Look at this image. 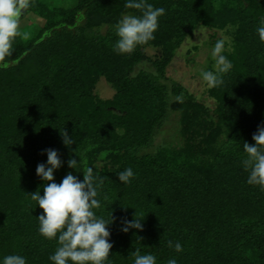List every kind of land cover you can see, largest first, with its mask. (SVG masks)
Listing matches in <instances>:
<instances>
[{
	"label": "trees",
	"instance_id": "trees-1",
	"mask_svg": "<svg viewBox=\"0 0 264 264\" xmlns=\"http://www.w3.org/2000/svg\"><path fill=\"white\" fill-rule=\"evenodd\" d=\"M147 2L165 15L155 40L127 55L113 51L114 25L140 11L126 9L125 0H77L69 9L32 0L25 12L44 26L30 39L17 37L12 56L0 62V258L52 264L57 242L40 236L42 209L28 195H43L36 167L47 162L44 150L55 149L62 160L56 183L69 173L83 180L89 167L104 180L97 214L114 221L111 264H132L136 248L157 264L169 257L178 264H264V190L247 184L241 165L243 144H254L264 126V43L256 32L264 0ZM200 26L230 37L232 69L207 90L213 108L166 76ZM148 48L159 54L149 57ZM100 78L112 98L96 94ZM171 114L179 140L155 145ZM64 130L75 140L71 147L62 142ZM69 159L81 164L71 169ZM129 167L135 178L123 184L118 174ZM136 213L143 230L124 233L123 221Z\"/></svg>",
	"mask_w": 264,
	"mask_h": 264
},
{
	"label": "clouds",
	"instance_id": "clouds-1",
	"mask_svg": "<svg viewBox=\"0 0 264 264\" xmlns=\"http://www.w3.org/2000/svg\"><path fill=\"white\" fill-rule=\"evenodd\" d=\"M31 6L32 0H0V62H6L12 56L15 41L21 36V19ZM124 7L139 10L140 15L124 14L114 25L117 39L113 51L117 55L131 54L138 46L155 40L160 18L166 11L154 7L147 0H125ZM256 32L264 43V18L259 21ZM226 51V41L218 39L211 49L214 70L201 73L208 88L220 87L224 83L223 76L232 69ZM60 135L65 147L75 143L65 130ZM252 139L254 144H243L246 155L241 165L248 173L247 184L264 190V126L258 127ZM44 154L47 162L39 163L36 167V175L44 181L43 195L38 190L28 196L36 202V207L42 209L37 219L40 236L57 242L54 253L48 259L52 264H111L109 257L113 244L110 242L109 226L114 221L112 214L109 219L97 214V210L103 208L98 197L104 180L89 167L82 174L83 180L69 173L60 183H56L54 173L62 166L60 155L55 149H46ZM80 164L81 161L78 163L76 159L68 161L71 169H76ZM134 178L135 173L130 167L118 174V180L123 184H129ZM142 221L136 213L132 221H123L121 230L124 233L130 229L142 231ZM168 247L176 253L183 252L179 241L173 243L169 240ZM130 257L132 264H157L154 254L142 253L139 248ZM0 264H27V259L19 254H10L0 258ZM167 264H178L177 258L169 257Z\"/></svg>",
	"mask_w": 264,
	"mask_h": 264
},
{
	"label": "rangeland",
	"instance_id": "rangeland-1",
	"mask_svg": "<svg viewBox=\"0 0 264 264\" xmlns=\"http://www.w3.org/2000/svg\"><path fill=\"white\" fill-rule=\"evenodd\" d=\"M51 6L69 9L77 4V0H46ZM82 20L78 22L80 24ZM44 26V21L27 12L21 19V37L24 40L30 39L38 29ZM218 39L226 41V48L229 49L230 37L226 32H214L207 28L198 27L192 35L188 36L181 47L176 51L175 57L167 68L166 76L168 79L181 84L192 94L197 101L213 108L214 102L208 97L209 89L201 78L203 71L214 70V61L211 59V49ZM146 54L149 57L158 55V50L147 49ZM140 69L150 70L148 64H143ZM96 94L102 99H110L114 95L113 88L100 78L96 88ZM178 116L171 114L168 120L163 124L155 139V145L164 143H176L179 140L177 135Z\"/></svg>",
	"mask_w": 264,
	"mask_h": 264
}]
</instances>
